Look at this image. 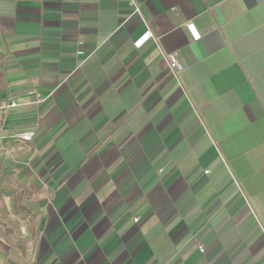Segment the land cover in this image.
<instances>
[{"label": "crops", "instance_id": "crops-1", "mask_svg": "<svg viewBox=\"0 0 264 264\" xmlns=\"http://www.w3.org/2000/svg\"><path fill=\"white\" fill-rule=\"evenodd\" d=\"M129 1L0 0V264H264V0Z\"/></svg>", "mask_w": 264, "mask_h": 264}, {"label": "built area", "instance_id": "built-area-1", "mask_svg": "<svg viewBox=\"0 0 264 264\" xmlns=\"http://www.w3.org/2000/svg\"><path fill=\"white\" fill-rule=\"evenodd\" d=\"M129 4L131 7V15L140 16L141 12H140V7L138 5V2L135 0H130ZM188 27L192 31V28H193L192 25L188 24ZM192 32H193L194 37H198V34L196 32H194V30ZM149 36H151L150 33L146 32L145 37H149ZM78 43L80 44L81 41H79ZM77 54L82 55L83 51L78 50ZM162 55L164 57V60L166 61L168 70L170 71V73L172 75H174L176 77L178 72H180L183 69V65L178 60L177 56L172 52L162 51ZM17 105H18V103L16 101L1 102L0 103V112L5 113L9 108L16 107ZM1 133H2V127H0V138H1ZM137 219H138L137 217H134L133 221H137Z\"/></svg>", "mask_w": 264, "mask_h": 264}]
</instances>
